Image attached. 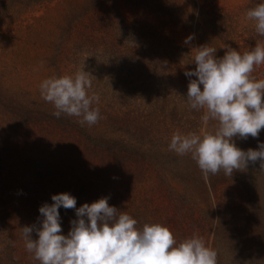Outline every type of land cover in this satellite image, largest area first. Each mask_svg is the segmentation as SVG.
I'll return each mask as SVG.
<instances>
[{
	"label": "trees",
	"instance_id": "obj_1",
	"mask_svg": "<svg viewBox=\"0 0 264 264\" xmlns=\"http://www.w3.org/2000/svg\"><path fill=\"white\" fill-rule=\"evenodd\" d=\"M50 2L61 5L66 24L47 39L52 57L68 25L78 40L73 70L83 66L93 76L89 95H99L93 107L99 108L100 119L81 124L80 117H55L53 104L2 100L9 125L0 133V264H40L26 250L22 228L39 227V207L63 192L75 197L77 208L107 198L136 219L138 229L166 225L178 243L204 232L208 221V246L217 251V264H264V169L259 162L231 177L223 170L205 177L191 153L169 149L176 131L214 132L218 126L216 121L205 126L204 110L189 107L188 83L196 77L184 73L195 69L194 48L208 44L222 58L228 47L243 54L264 44L254 22L246 19L247 10L264 0H245L234 9L218 0H0V18ZM119 2L134 16H123ZM189 35L194 39L185 44L181 37ZM113 75L129 80L111 83ZM251 75L264 79V64ZM233 140L242 150L258 149L264 129L257 138ZM142 179L150 183L137 195L135 185ZM151 195L161 203L155 205ZM58 210L67 235L75 210Z\"/></svg>",
	"mask_w": 264,
	"mask_h": 264
},
{
	"label": "clouds",
	"instance_id": "obj_2",
	"mask_svg": "<svg viewBox=\"0 0 264 264\" xmlns=\"http://www.w3.org/2000/svg\"><path fill=\"white\" fill-rule=\"evenodd\" d=\"M246 19L254 22L255 31L264 36V3L247 10ZM189 35L184 43L190 44ZM194 70L185 71L190 79L187 100L193 110H204L206 126L216 121L214 132L176 131L169 149L179 155L191 153L202 173L216 175L221 170L231 177L259 162L264 169V143L258 149L242 150L233 138H257L264 129V79L251 74L264 64V44L240 54L228 47L222 58L208 44L194 48ZM93 76L80 67L74 74L51 76L40 83L42 98L53 104V115L80 117V123L95 124L100 119L99 95H89ZM202 85V88H201ZM52 203L39 207L40 226L22 228L26 250L40 264H217L218 253L206 245L203 237L193 234L179 243L166 225L145 224L115 206L107 198L76 207V199L63 192L51 196ZM74 209L67 235L62 234L59 208ZM36 232L33 239L32 233Z\"/></svg>",
	"mask_w": 264,
	"mask_h": 264
},
{
	"label": "rangeland",
	"instance_id": "obj_3",
	"mask_svg": "<svg viewBox=\"0 0 264 264\" xmlns=\"http://www.w3.org/2000/svg\"><path fill=\"white\" fill-rule=\"evenodd\" d=\"M218 1L226 7L234 9L245 0ZM36 8L38 10L35 11L12 10L0 18V133L9 125L8 112L2 103L18 99L24 103H32L30 105H52L42 98L40 83L54 75L59 77L75 73L72 64V51L78 41L77 34L70 31L71 28L68 25L65 26L68 33L60 36L59 51L54 57H52V52L47 44L48 37L59 31L58 25L61 23L66 25L62 21L61 5L50 2L45 7ZM117 8L125 17L134 16V12L130 11L122 2L117 3ZM186 38L182 36L181 40L185 41ZM115 80L120 85L126 84L129 79L121 75H113L111 83ZM117 175L116 179L122 180ZM149 183L150 181L147 179L137 181L139 187L137 188V184L135 185V193L142 195L143 188H147ZM151 196L155 205L161 203L158 197ZM167 206L170 209L168 204ZM168 207L166 211L170 213L171 209L168 210ZM212 215L214 221L216 217L214 209ZM202 225H205V227L203 226L204 232L198 231L195 235L203 237L208 246L210 235L206 231L210 224L208 221H204ZM186 238L190 237L184 236L182 240Z\"/></svg>",
	"mask_w": 264,
	"mask_h": 264
}]
</instances>
